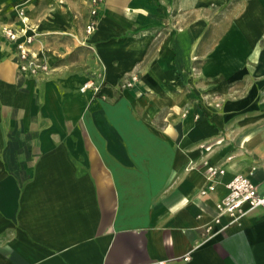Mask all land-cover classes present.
<instances>
[{
	"label": "crops",
	"instance_id": "crops-1",
	"mask_svg": "<svg viewBox=\"0 0 264 264\" xmlns=\"http://www.w3.org/2000/svg\"><path fill=\"white\" fill-rule=\"evenodd\" d=\"M89 2L0 0V264H264V207L216 221L236 174L264 194V0H102L86 34Z\"/></svg>",
	"mask_w": 264,
	"mask_h": 264
},
{
	"label": "built area",
	"instance_id": "built-area-1",
	"mask_svg": "<svg viewBox=\"0 0 264 264\" xmlns=\"http://www.w3.org/2000/svg\"><path fill=\"white\" fill-rule=\"evenodd\" d=\"M89 1V17L85 27L86 34L92 33L98 25L99 7L102 0ZM18 15L20 20L24 22V26L16 29L11 24H5L2 27V34L5 38L16 43L20 60L19 65L23 72L32 75H46L53 69V65L47 55L33 49V44L37 40V34L29 32L28 16L25 10L20 8ZM138 78V73L134 72L126 77L121 85L123 88L131 87ZM92 86L96 90L99 89L92 81L86 82L82 86V89ZM224 172L225 170L222 168H215L212 174H222ZM214 188L215 185H210L208 189H203L202 193L205 194L209 189L212 190ZM228 188V193L217 203L219 215L216 221H220V216L223 214L231 215L236 219L251 210L264 207V194L259 192L257 185L249 176L236 174L228 183Z\"/></svg>",
	"mask_w": 264,
	"mask_h": 264
},
{
	"label": "rangeland",
	"instance_id": "rangeland-1",
	"mask_svg": "<svg viewBox=\"0 0 264 264\" xmlns=\"http://www.w3.org/2000/svg\"><path fill=\"white\" fill-rule=\"evenodd\" d=\"M70 44H71L70 42H67V44L64 46L63 50L59 49L57 51V53L59 52L61 54V55L58 54V56H59L58 61H57L58 65L71 63L72 61L77 59L78 51L77 50H72V45H70Z\"/></svg>",
	"mask_w": 264,
	"mask_h": 264
}]
</instances>
